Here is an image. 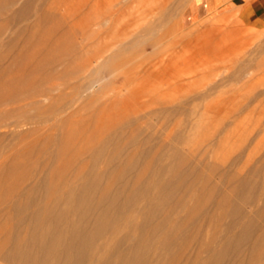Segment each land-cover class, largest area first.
Here are the masks:
<instances>
[{
  "label": "rangeland",
  "instance_id": "obj_1",
  "mask_svg": "<svg viewBox=\"0 0 264 264\" xmlns=\"http://www.w3.org/2000/svg\"><path fill=\"white\" fill-rule=\"evenodd\" d=\"M203 1L47 0L42 11L54 12L52 19L39 22L41 10L30 13L38 43L29 46L20 40L11 45L12 51L5 43L0 47V64L7 67L0 72L1 209L8 197L46 172L55 181L68 174L78 182V174L93 166L90 160L102 140L112 139L94 161V168L107 173L104 185L110 183L108 172L115 165L111 153L118 147L119 162L145 152L122 179L138 178L147 187L157 167L168 163L179 147L195 154L190 161L202 175H188L186 181L197 190L180 189L176 197L184 195L193 203L197 195H210L204 240H215L220 247L229 236L230 217L217 203L222 196H242L233 193L234 176L250 183L264 179V0L202 16ZM64 71L76 74L62 78ZM82 82L91 86L79 90ZM51 86L59 88L50 99L22 92ZM17 90L22 97L10 101L7 96ZM33 99L43 107L51 105V99L63 105L46 118L25 123L23 116L35 109L24 105ZM20 107L22 112L8 119L4 115ZM17 120L20 126L12 127ZM53 140L64 141V153ZM44 148L59 153L54 160H60L59 170H42L47 152L43 160L37 159ZM214 162L216 172L210 168ZM214 185L215 192H209ZM249 195L241 208L256 228L240 255H246L264 231V196L258 188ZM10 225L8 215L0 214V250ZM180 249L185 250L183 244H176L174 251ZM186 249L185 256L193 255L192 260L182 264H196L194 245ZM232 257L221 264H233ZM207 258V252L200 254L203 263Z\"/></svg>",
  "mask_w": 264,
  "mask_h": 264
},
{
  "label": "bare ground",
  "instance_id": "obj_2",
  "mask_svg": "<svg viewBox=\"0 0 264 264\" xmlns=\"http://www.w3.org/2000/svg\"><path fill=\"white\" fill-rule=\"evenodd\" d=\"M46 2L47 0H0V47L14 45L20 40L29 46L37 44L39 38L30 25L34 15L32 17L30 13L41 10L38 14L39 22L52 19L54 12L42 11ZM23 22L22 26H18ZM12 50L11 46L9 51ZM103 62L104 60L97 64L96 68ZM42 66L40 64L39 69ZM4 71H7V67L0 64V72ZM74 74L75 71H64L59 76L67 78ZM82 84L83 82L79 85V90L84 86H91V82L84 86ZM54 86L37 89L30 87L22 92L27 95L34 93L36 96H48L50 99L52 92L59 88ZM20 92L13 91L6 96L10 101L18 100L22 97ZM61 105L63 104H57L55 100L52 102V99L48 107H43L37 99L28 101L24 106H31L35 112L29 113L30 116H23L24 122L46 118L50 111L54 112V108L61 109ZM22 108L24 109L20 107L8 110L4 115L8 119L15 113L22 112ZM20 123L17 120L12 127L17 128ZM4 125L7 127L6 122ZM111 140L105 139L96 145L97 154L90 160L93 166L89 171L78 174V182L71 181L68 174H62V180L55 181L54 175L45 170L53 166L54 170L60 169V160L54 164L59 153L45 148L39 151L38 161L40 158L43 160L45 152L48 154V159L41 165L47 174L44 173L37 182L24 185L5 200L4 208H0V214L8 215L11 221L9 238L0 250L1 264H182L185 260H192L193 255L185 256L189 244H193L196 250V264H221L229 254L233 256V264H264V231L259 242L246 248V255L238 253L247 246L256 228V223L243 213L241 204L250 200L249 194L255 188L264 196L263 178L254 183L241 175L232 178L235 182L233 193L242 196L238 200L222 196L218 201V206L226 207V215L230 217V221L227 224L229 236L216 248L215 240H204L203 218L206 215L205 204L211 200L210 195H197L193 203H189L184 195L176 197L180 189L184 193L197 190V185L186 181V177L192 174L201 178L198 165H193L190 161L195 154H186L183 148L175 149L171 154L172 159L157 167V174L147 187L138 178L128 181L122 179L124 174L135 169L137 158L145 152L128 155L124 161L119 162L118 147L111 153L110 160L115 165L108 172L110 183L104 185L107 173L94 168V161L99 159L104 146ZM53 142L60 148V153H64V141ZM210 168L215 172L219 170L215 162L211 163ZM258 171L263 173L261 168ZM7 174L12 177L13 172ZM206 186L207 184L204 187ZM208 190L215 192L216 186H211ZM141 198L144 200L143 204L140 203ZM181 212H184V216L179 218ZM194 226L197 227L195 232L189 228ZM178 243H182L185 250L175 252L174 247ZM202 252L208 253V260L204 263L200 259Z\"/></svg>",
  "mask_w": 264,
  "mask_h": 264
},
{
  "label": "crops",
  "instance_id": "obj_3",
  "mask_svg": "<svg viewBox=\"0 0 264 264\" xmlns=\"http://www.w3.org/2000/svg\"><path fill=\"white\" fill-rule=\"evenodd\" d=\"M248 1L260 2L262 0H204L201 4L202 16L211 14L220 15Z\"/></svg>",
  "mask_w": 264,
  "mask_h": 264
}]
</instances>
